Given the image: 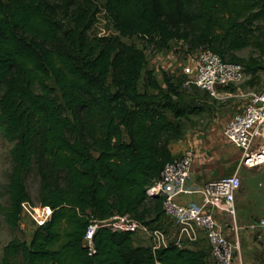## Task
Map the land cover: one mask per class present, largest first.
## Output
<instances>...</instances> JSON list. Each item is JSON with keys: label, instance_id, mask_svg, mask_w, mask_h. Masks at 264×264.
Instances as JSON below:
<instances>
[{"label": "trees", "instance_id": "16d2710c", "mask_svg": "<svg viewBox=\"0 0 264 264\" xmlns=\"http://www.w3.org/2000/svg\"><path fill=\"white\" fill-rule=\"evenodd\" d=\"M96 1L0 0V137L11 143L0 214L18 227L31 174L36 202L53 209L28 243L3 247L0 264H211L208 246L153 253L107 228L93 254L83 246L90 219L128 215L158 227L162 201L147 190L173 158L180 120L201 110L171 78L162 87L143 51L122 39L204 47L255 77L264 69V0H104L117 34L91 37ZM245 48L259 56L235 54ZM142 76L153 92L139 90Z\"/></svg>", "mask_w": 264, "mask_h": 264}, {"label": "built area", "instance_id": "2783aa9c", "mask_svg": "<svg viewBox=\"0 0 264 264\" xmlns=\"http://www.w3.org/2000/svg\"><path fill=\"white\" fill-rule=\"evenodd\" d=\"M175 42L173 47L158 49L150 45L149 49L157 59H165L168 69L182 67V75L187 78L183 86L192 84L200 91L216 96L220 91L236 85L245 75L241 64L226 62L204 47L191 48L182 41ZM221 135L228 144L240 151L239 164L233 174L209 180L202 185L199 190L201 205L177 201L178 196L188 193L186 184L193 166L208 161L207 157L198 156L193 144L182 155L173 156L147 190L149 197L161 198L163 215L176 225L173 236L170 237L160 227L151 228L128 215H116L105 220L90 219L83 237V246L88 254L95 252V230L107 228L110 232L143 236L153 253L169 244L178 248L194 247L203 237L212 264H243L236 255L239 229L235 222V199L241 186L239 170L264 166V82L259 90L247 95L240 110L225 120ZM52 213L53 209L47 205H33L28 201L20 205V217L29 219L35 228L44 226ZM218 213H224L227 218L216 219ZM253 226L264 230V218ZM155 264L160 262L155 261Z\"/></svg>", "mask_w": 264, "mask_h": 264}, {"label": "rangeland", "instance_id": "374dc122", "mask_svg": "<svg viewBox=\"0 0 264 264\" xmlns=\"http://www.w3.org/2000/svg\"><path fill=\"white\" fill-rule=\"evenodd\" d=\"M92 9L95 23L88 34L91 37L116 35L117 33L105 12L104 0H97L92 4ZM122 40L143 51L146 57V69H152L154 71V76L162 87H164V76L171 78L173 82L180 85L184 102L187 106L189 108L201 109L200 112L190 113L188 118L180 120L183 127V135L179 140L171 143L173 156L182 155L193 143H196V149L202 156L210 158L211 161H216V163L218 160L221 162L225 161V163L229 162L227 164L228 167L225 168H223L222 164L217 163L214 169V172L217 173L216 175L210 176L209 179H216L233 174L239 164L240 151L223 139L221 128L230 115L241 109L247 95L262 87L264 82V69L258 72L255 77L245 74L236 85H232L224 91H220L216 96H211L199 91L192 84L183 86L182 83H184L187 78L182 75V67L177 66L173 68V70L168 69L165 66V59H157L155 54L149 49L150 45L136 38ZM175 45V41L169 44L170 47ZM235 54L243 58L259 56V53L251 48H245L237 51ZM261 59L264 63V56H262ZM138 88L142 92H153L146 87L143 76L138 82ZM10 148L11 143L0 137V204L3 206L7 204L5 186L11 168ZM221 155L225 158H222ZM218 167L221 168L222 171L220 174H218L217 171ZM199 168L200 170L205 169L204 166ZM198 172L199 171H195L192 177L197 178L198 176H195V174ZM238 174L241 181L240 191L243 195H246V198L237 203V216L242 221L256 217L255 220L248 223H240L242 228L238 226L240 228L238 231L240 243L238 251L239 257L242 259L243 264H264V245H260V240L258 238L260 232L259 230L248 228L249 226L256 225L260 220L259 218H264V166L252 170L242 168L239 170ZM201 176L202 175L199 177ZM199 180H206V178L203 177ZM26 186L31 198L30 203L33 205L38 204L36 202L38 178L34 174H31L26 180ZM153 225H157L160 228L162 227L160 224L154 223ZM35 229L33 223L26 217H20L18 227L16 229H10L4 217L0 214V260L2 257V249L9 241L18 239L28 243ZM139 237L141 238L139 234L135 236L136 239ZM142 241L146 242V240ZM206 246L207 243L205 242L202 247Z\"/></svg>", "mask_w": 264, "mask_h": 264}, {"label": "crops", "instance_id": "0c3cea01", "mask_svg": "<svg viewBox=\"0 0 264 264\" xmlns=\"http://www.w3.org/2000/svg\"><path fill=\"white\" fill-rule=\"evenodd\" d=\"M193 145L197 148V144L193 143ZM236 149V148H235ZM197 150V149H196ZM198 151V150H197ZM218 151V149H217ZM239 151V150H238ZM219 155V154H218ZM198 156H201V154L198 152ZM220 156V155H219ZM222 158H225L223 157V155H221ZM217 163L219 164H222L223 168L225 167H228L227 164L229 163H225L224 162H221L220 160L217 161ZM216 161H211L210 158H208V161H204L203 163L200 164V162L196 163L194 166H193V169H192V173H191V177L190 179L187 181V184H186V187H187V191L188 193L186 194H182L180 196L177 197V201L181 204H191V205H201V195L199 193V190L200 188L202 187V185L209 181V180H212V179H209L210 176H213L214 174L216 175L217 172H214V169H215V165L217 164ZM201 166H204L205 169L203 170H200L199 167ZM221 166V165H220ZM219 166V167H220ZM217 169L218 171V174H220L222 171H221V168ZM263 167V166H262ZM261 168V167H259ZM257 169V168H255ZM247 170H252V169H247ZM195 171H199L197 174H195V176H198L197 178H193L192 177V174H194ZM203 172V173H201ZM200 175H202L201 177H199ZM206 178V180H199L200 178ZM199 178V179H198ZM246 198V195H243V193L239 190L238 193L236 194V199H235V209H236V206H237V203L238 202H241L242 200H245ZM216 219L218 220H223L225 218H227V215H225L224 213H218L216 216H215ZM256 217L254 218H250L246 221H242L238 218L237 216V209H236V215H235V222H236V225L237 227H241L242 226L240 225V223L242 224L243 222H250L252 220H255ZM259 218V217H258ZM261 219V218H259ZM238 222H239V225H238ZM158 225H162V229L171 237L173 236V234L175 233V230H176V225L175 223L171 220V219H168L167 217H165L163 215V213L161 214V217H160V220L158 221L157 223ZM238 227V229H240ZM248 228L252 229V230H259L260 234H259V242H260V245L263 244L264 245V230L261 229V228H258V227H254V226H249ZM238 239H239V236H238ZM142 240H145L143 236H141V238H134V243L135 244H140V245H146L147 243L146 242H143ZM205 239L202 237L200 239V242L198 245H200L201 247L203 246V244L205 243ZM146 243V244H145ZM239 247H240V243H239ZM204 248H207L204 247ZM239 248L238 250L236 251V255L239 257ZM264 259V258H263ZM211 260V259H210ZM212 264V263H211Z\"/></svg>", "mask_w": 264, "mask_h": 264}, {"label": "water", "instance_id": "95a60500", "mask_svg": "<svg viewBox=\"0 0 264 264\" xmlns=\"http://www.w3.org/2000/svg\"><path fill=\"white\" fill-rule=\"evenodd\" d=\"M99 229H96L95 232H94V235H93V239L95 237V235L98 233Z\"/></svg>", "mask_w": 264, "mask_h": 264}]
</instances>
